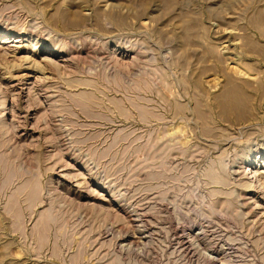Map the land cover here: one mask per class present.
<instances>
[{
	"label": "rangeland",
	"instance_id": "1",
	"mask_svg": "<svg viewBox=\"0 0 264 264\" xmlns=\"http://www.w3.org/2000/svg\"><path fill=\"white\" fill-rule=\"evenodd\" d=\"M4 31L0 264H264V0H0Z\"/></svg>",
	"mask_w": 264,
	"mask_h": 264
},
{
	"label": "bare ground",
	"instance_id": "2",
	"mask_svg": "<svg viewBox=\"0 0 264 264\" xmlns=\"http://www.w3.org/2000/svg\"><path fill=\"white\" fill-rule=\"evenodd\" d=\"M10 32V31H9ZM1 35H3V39H0V42H1V45L2 46H5V47H10V45H9V43H11V42H21V41H23V39H24V34L22 33V32H19L18 33V35L17 36H15V39L14 40H11V41H8L7 40V38H8V36H10V34L8 33V31H4V32H1L0 33ZM26 35V34H25ZM26 40V39H25ZM13 45V44H12ZM65 45H67V44H65ZM53 49H55L56 51L55 52H57V50H59L60 49V47L58 48L57 46H55ZM50 50V49H49ZM14 51V50H13ZM52 50H50V52L48 51L47 53H46V58H49V59H47L49 62L48 63H50V64H54L55 65V67H57L58 66V64H57V61L55 62V59H56V54L55 53H53V52H51ZM57 53H59V54H62V52L61 51H58ZM76 53V52H75ZM45 54V53H44ZM77 56L76 57H70V55H62V57H61V59H62V63H63V68L65 67V68H67L71 63H72V59H75V60H77V62H78V60L80 59L81 60V57H80V54H76ZM66 56V58H64ZM47 63V64H48ZM59 63V62H58ZM53 65V66H54ZM11 68V67H10ZM71 69V68H70ZM73 69V68H72ZM64 70V69H63ZM67 71H69V69L67 70ZM75 71V70H74ZM93 73L94 72H90L89 74H91V75H93ZM67 74H69V73H67ZM98 74V73H97ZM90 75V76H91ZM120 75V74H119ZM140 76V75H139ZM150 76V75H149ZM65 77H66V73H65ZM48 78V77H47ZM83 77H81V78H78L77 80H75V82L77 83V82H79V84H85L86 86L88 85V86H90V88L92 87V88H96V80L94 79V78H90V77H84L83 79H82ZM126 78V77H125ZM137 78V77H136ZM70 79V78H69ZM120 79V78H119ZM118 79V80H119ZM142 79V78H141ZM141 79H139V80H141ZM1 80V79H0ZM36 80H38V79H36ZM110 80V79H109ZM126 80V79H125ZM121 81V80H120ZM3 82H1L0 81V87H2V89L1 90H3V93H4V95L3 96H5V95H8L9 96V93H8V90H7V88L2 84ZM110 83V82H109ZM136 83H137V81H136ZM139 83V82H138ZM232 83V82H231ZM78 84V83H77ZM78 84V85H79ZM96 84V85H95ZM116 84V83H115ZM118 84V83H117ZM228 84V83H227ZM230 84V83H229ZM107 85V84H106ZM124 85H126V84H124ZM134 85H135V83H134ZM139 85V84H138ZM166 85V84H165ZM100 86V85H99ZM118 86H120V85H118ZM136 86V85H135ZM124 87V86H123ZM140 87V86H139ZM145 87V86H144ZM109 88V87H108ZM108 88H106V89H108ZM126 88V87H125ZM137 89V88H136ZM135 89V90H136ZM95 90V89H94ZM134 90V91H135ZM138 90V89H137ZM91 91V90H90ZM93 91V90H92ZM104 92H105V90H103ZM229 92V91H228ZM18 93V92H17ZM81 93V92H80ZM88 93V92H87ZM102 93V92H101ZM140 94V93H139ZM65 95V94H64ZM79 95V94H78ZM96 95V94H95ZM103 95V94H102ZM76 96V95H75ZM80 96H81V98H82V100L83 99H85V98H92V97H94V95H92L91 93H88L87 95H86V93L83 95V96H85V97H83L81 94H80ZM106 96H108L107 94L105 95V97ZM135 97V96H134ZM232 97V96H231ZM70 98V97H69ZM128 98V97H127ZM137 98V97H136ZM95 99H97V98H95ZM95 99H93V100H95ZM110 99V98H109ZM233 99V98H232ZM86 100V99H85ZM107 100V99H106ZM8 101V100H7ZM7 101H6V99L5 98H3V99H1L0 100V131H2V132H4V133H11V132H14V131H12L13 130V128H14V123L15 122H13V128H12V122H11V120H9V118H8V114H9V107H8V104H7ZM87 101V100H86ZM232 101V100H231ZM75 102H76V100H75ZM77 102H80V101H78L77 100ZM174 102V101H173ZM222 102H224V101H222ZM228 102V101H227ZM236 102V101H235ZM234 102V103H235ZM175 103V102H174ZM15 104V103H14ZM78 104V103H77ZM196 104V103H195ZM200 104V103H199ZM228 104V103H227ZM80 105V104H79ZM81 105H84V104H81ZM183 105V104H182ZM198 105V104H197ZM224 105V104H223ZM232 105H233V103H232ZM231 105V106H232ZM235 105V104H234ZM234 105H233V107H234ZM1 106H3V108H1ZM75 106V105H74ZM174 106V105H173ZM201 106V105H200ZM77 107V106H76ZM222 107V106H221ZM182 109V108H181ZM234 110H236L235 108H233ZM232 109V110H233ZM238 109V108H237ZM199 110V109H198ZM197 110V111H198ZM50 111V110H49ZM127 111V110H126ZM224 111H226V110H224ZM241 111V110H240ZM2 112V113H1ZM73 112V111H72ZM130 112V111H129ZM128 112V113H129ZM6 113V114H5ZM123 114V113H122ZM200 114H201V112H200ZM225 114V113H224ZM240 114V113H239ZM237 115V114H236ZM5 116H6V118H5ZM159 116H160V114H159ZM202 116H204V115H202ZM225 117V116H224ZM236 117H238V116H236ZM205 118V117H204ZM198 119V118H197ZM238 119V118H237ZM162 120V119H161ZM236 120V119H235ZM163 121V120H162ZM20 124V123H19ZM22 124V123H21ZM17 126H18V124H17ZM16 127V126H15ZM20 127V126H19ZM19 127H17V128H19ZM204 129V128H203ZM15 131H16V129H15ZM163 132V131H162ZM11 134H13V133H11ZM163 134V133H162ZM208 135V134H207ZM251 135V134H250ZM13 136H14V134H13ZM204 136V135H203ZM215 136V135H214ZM210 137V136H209ZM171 142V141H170ZM168 143V142H167ZM190 144V143H189ZM247 146V145H246ZM247 149V148H246ZM250 151V150H249ZM248 154V153H247ZM219 156V155H218ZM249 160V159H248ZM213 164V163H212ZM228 164V163H227ZM262 165H264V163H262ZM219 166H220V168L218 167V166H216V165H210V167H209V169L206 171V173H205V175L207 176V177H209V178H211V181L213 182V183H216V184H219V185H226V184H229L230 183V177H229V174H227L226 172H227V166H226V164H225V161L223 160V158H221V160H220V164H219ZM229 166V165H228ZM248 166H250V164L248 165ZM251 166H252V164H251ZM233 167V166H232ZM230 168V167H229ZM220 169V170H219ZM231 169V168H230ZM229 169V170H230ZM249 170H250V178H245L246 180H245V186H252V187H254V186H257V185H255V184H257V183H259L260 181V179H259V177L257 176H255L256 175V170L254 171V170H252V167L251 168H249ZM224 171H225V173H224ZM246 171H248V170H246ZM69 171H67V173H68ZM229 172V171H228ZM230 173H231V171H230ZM239 173V172H238ZM242 173V172H241ZM243 174V173H242ZM248 174V173H247ZM232 179L234 180V178H233V176H232ZM237 181V180H236ZM234 182V181H233ZM28 185H29V183H28ZM259 186V185H258ZM260 186H261V184H260ZM259 186V188H261ZM19 187V186H18ZM22 187V186H21ZM19 189V188H18ZM17 189V190H18ZM24 189V188H23ZM22 189V190H23ZM16 192V191H15ZM20 192H21V194H22V191L20 190ZM213 192H215V193H219V194H221V193H224V194H227V195H231L233 192H234V189H232V190H230V191H224V190H222V189H213ZM19 194V193H18ZM239 195V194H238ZM246 195V194H245ZM238 199V198H237ZM231 201V200H230ZM245 202V201H244ZM243 202V203H244ZM234 203V202H233ZM258 203V202H257ZM241 204H242V202H241ZM240 204V206H239V208H241V209H243V205H241ZM256 205V204H255ZM206 206V205H205ZM208 206V205H207ZM257 206V205H256ZM255 206V207H256ZM261 206H263V205H261ZM208 207H210L209 209H210V211L212 210H214L215 211V208H216V206H214L213 204H211V202H210V204H209V206ZM253 207V206H252ZM259 207V206H258ZM207 208V207H206ZM245 208V207H244ZM259 208H261V207H259ZM258 209V208H257ZM262 210H264V208H262L261 209V211ZM243 211V210H242ZM245 211V210H244ZM253 211V210H252ZM258 211V210H257ZM254 212H255V210H254ZM244 213V212H243ZM253 213V212H252ZM256 214V213H255ZM254 214V217L257 215H255ZM248 216H250V215H248ZM248 219V218H247ZM250 220V219H249ZM183 240V239H182Z\"/></svg>",
	"mask_w": 264,
	"mask_h": 264
}]
</instances>
